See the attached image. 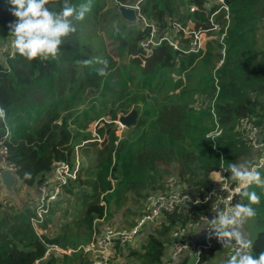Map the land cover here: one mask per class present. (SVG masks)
Listing matches in <instances>:
<instances>
[{"label": "trees", "instance_id": "16d2710c", "mask_svg": "<svg viewBox=\"0 0 264 264\" xmlns=\"http://www.w3.org/2000/svg\"><path fill=\"white\" fill-rule=\"evenodd\" d=\"M67 2L78 6L87 0ZM90 2L91 10L84 19L72 20L75 31L62 38L54 58L29 60L16 49L12 55L0 53V110L4 112L0 146L1 142L8 146L18 167L17 187L37 189L51 174L56 160L73 164L76 152L80 162L84 156L93 160L90 166L81 162L78 177L64 185L60 200L51 202L42 233L32 224L36 213L31 203L26 204L29 197L20 208L12 201H0V264H34L37 259L39 264H93V256L80 249L70 254L45 253L49 244L77 249L105 228L133 227L144 213L147 195L165 191L172 181L205 196L217 184L213 171L238 162L250 168L256 161L257 152L237 127L241 117L264 127V0H225L231 18L224 42L211 39L202 56L181 53L167 40L146 55L139 44L143 36L139 22L127 21L118 10L120 4L136 0ZM48 6L59 12L65 0H48ZM219 6L217 0L140 3L141 13L171 38L180 34L172 30L175 22L183 27L210 28V14ZM12 7L8 0H0V46L13 39L10 25L17 17ZM224 15L222 9L216 16L221 32L227 24ZM224 43L226 54L219 65ZM101 59L108 61L103 76L96 72L104 66L98 63ZM131 83L141 95L128 97ZM108 91L117 98L105 101ZM91 94L102 99L96 115L92 114L96 105L85 104ZM134 107L139 111L138 120L121 138L111 128L113 123L107 124L110 130L104 145L87 130L88 124L105 112L116 119ZM217 126L221 133L213 139L208 133ZM107 128H99L100 135L105 136ZM257 171L264 178V165ZM248 190L260 198L251 205L255 215L245 220L253 219L258 226L250 252L258 256L264 252V186L251 184ZM67 194L71 202L82 206L72 220L51 232L68 212L60 205ZM236 199L240 204L250 203L241 194ZM210 204H184L160 222H147L136 240L144 241L141 248L117 244L114 257L168 264L174 228L193 224ZM127 213L136 217L128 218ZM109 218L120 222L111 223ZM80 234L87 239L77 244L73 238ZM192 236L190 231L183 239ZM215 239V246L204 253L205 264H210L218 250L224 257L221 264L227 259L226 246Z\"/></svg>", "mask_w": 264, "mask_h": 264}, {"label": "built area", "instance_id": "2783aa9c", "mask_svg": "<svg viewBox=\"0 0 264 264\" xmlns=\"http://www.w3.org/2000/svg\"><path fill=\"white\" fill-rule=\"evenodd\" d=\"M141 1L142 0H136L135 3L126 5L136 8L140 29L143 32L139 44L143 47L146 55H150L154 48L165 40L169 41L170 44L175 49L180 50L181 53L187 54L195 52L200 53V56L205 53L208 41L211 39L219 38L220 42H224L231 18L230 8L228 4L225 3V0H217L220 6L210 14L212 24L210 28H194L193 26L183 27L180 23L175 22L172 25V30L174 32H180L175 38H171L167 31H163L158 24L148 20L147 17L141 13ZM195 9V6L191 7L192 11ZM222 9L225 10L224 18L227 20L223 32H221V23L216 18L217 14ZM182 38L187 41L184 42ZM7 45L9 46L7 51L12 55L15 48L12 47L9 42ZM221 54L223 55V59L219 61V65L223 63L226 54L225 43L221 49ZM238 126L240 127L242 136L247 139L252 145L255 153L257 152L258 154L255 156V163L250 166V169H255L257 171L258 168L264 165V127L257 124L249 117H241ZM220 133L221 130L217 126L214 131L208 133V136L215 139ZM8 135L9 132L7 131L6 136ZM80 163L78 154L73 164L67 160H56L51 174L39 184L37 188L38 195L29 201V204L31 203L36 213L32 216L31 221L38 233L45 231L41 227V224L45 220L51 202L61 197L65 184L78 177ZM4 169H9L16 175L18 185L20 181L18 167L15 162L11 160V153L8 146L4 142H1L0 173ZM213 172L220 173L221 177L216 180V186L205 196H200L197 192H189L186 189L171 184L165 191H156L147 195L144 204V213L133 227L105 228L100 234L94 236L87 243L81 244L77 249L64 248L59 244H49L45 255H48L51 251L70 254L72 251L80 249L93 256V264H115L114 254L116 245L118 244L120 247H125L136 242L140 231L147 222H160L167 213L174 212L176 208L184 204L197 205L210 202V207L199 214L196 222L174 228L173 237L175 240L170 247V264H205L203 259L204 253L215 246L216 243V236L213 234L214 230L211 229L207 221L217 215L215 209L226 212L234 208L235 205L239 203L236 198L244 190L239 181L233 178L231 179L228 176V172L224 166H222L220 170ZM0 185H3L1 179ZM221 185H226V187L222 188ZM244 226L245 223L242 225V231L244 230ZM190 231L193 233V236L188 240H184L183 236ZM247 238L249 239L248 236ZM236 247L238 246L235 244L226 246L227 250L224 256L226 258L230 257L234 254ZM247 251L250 253L251 248ZM39 262L40 259H37L34 264H39Z\"/></svg>", "mask_w": 264, "mask_h": 264}, {"label": "clouds", "instance_id": "9594fccd", "mask_svg": "<svg viewBox=\"0 0 264 264\" xmlns=\"http://www.w3.org/2000/svg\"><path fill=\"white\" fill-rule=\"evenodd\" d=\"M8 2L13 6L12 14L17 17L10 25V34L14 37L10 44L29 60L54 58L62 44V38L75 31L72 20H83L91 10L90 0L78 6H72L65 0V6L59 12L53 11L48 6V0H8ZM84 63L87 64L89 61L85 60ZM98 63L104 66L98 67L96 72L101 76L106 75L108 61L101 59ZM3 116L4 112L0 110V118ZM226 170L233 179L239 181L244 189L241 195L247 197L250 203H237L234 208L226 212L215 209L217 215L207 223L223 246L233 244L238 246L224 264H264V252L253 256L247 251L252 247V241L242 231L245 220L255 215V209L251 205L259 203L260 199L255 191L248 190V186L251 184L264 186V178L259 171L250 169L243 162L230 163ZM221 187L224 188L226 185Z\"/></svg>", "mask_w": 264, "mask_h": 264}, {"label": "rangeland", "instance_id": "374dc122", "mask_svg": "<svg viewBox=\"0 0 264 264\" xmlns=\"http://www.w3.org/2000/svg\"><path fill=\"white\" fill-rule=\"evenodd\" d=\"M11 38H14L13 36L11 37ZM207 40V39H206ZM7 43H8V41H5V42H3V44L0 46V53L1 54H3L4 52H6L8 49H9V46L7 45ZM11 53H12V51H11ZM140 91H137V89H135L134 88V85L131 83V85H130V90L129 91H127V95H128V97H130V96H132L133 94H138V95H141L140 93H139ZM146 92V91H145ZM149 97H151V96H153L152 94H149L148 95ZM148 97V98H149ZM96 98V99H95ZM115 98H117L115 95H113V92L112 91H108L107 92V94L105 95V101L106 100H112V99H115ZM96 100V101H95ZM101 100L102 99H100L99 101H98V99H97V97H96V94H91L89 97L87 96V100H86V106L88 105L89 107H91V105L93 106V105H96V108L94 109V110H92V114L93 115H96V114H98V111H99V107H100V104H101ZM152 102V101H151ZM84 104V105H85ZM139 104H140V106H143L144 105V102L143 101H139ZM108 107H110V105L108 104ZM134 108H137V107H134ZM69 115H70V113H68ZM121 114H123V113H119V115H118V117L121 115ZM118 117L116 118V119H112L113 118V116H112V113H110V112H105L104 114H101L100 115V117L98 118V119H93L89 124H88V128H87V130L88 131H90L91 133H92V135L93 136H95V137H97V140L98 141H100V145L102 144V142H103V140L105 139V137H108V133H107V130L109 129V128H107L108 127V125L107 124H110V123H113L114 125L111 127V128H115V134L117 135V136H119L120 138L121 137H123L127 132H128V130H129V128L131 127H126V126H123V125H121L119 122H118ZM99 128H101V129H105V128H107V130H106V134H105V136H103V135H100V133H99ZM237 129L238 130H240V127L238 126L237 127ZM110 130V129H109ZM76 150H78V147L76 148ZM77 154H78V152H76ZM77 154H76V156H77ZM79 155V154H78ZM79 159H81V158H79ZM83 162H84V165L85 166H90L91 165V163L93 162V160H91L90 161V159H87L85 156L83 157ZM81 162H82V160H81ZM82 162V163H83ZM81 164V163H80ZM217 174V175H216ZM212 177H213V179L216 181V180H218V179H220V177H221V174L219 173V175H218V173L217 172H212ZM171 184H173V185H176L177 187H179V188H182V189H186V190H188L189 192H192L191 191V189H190V187L189 186H186V185H183V184H178V183H174V181H172V182H170V184H169V186L171 185ZM16 189V195L18 196V198L19 199H21V202H20V200H19V202L18 203H15L16 204V206L17 207H24V205H23V199L24 198H22V194L23 193H25V192H27V191H29L30 189H32V187L30 188V187H28V186H24L23 188H21V187H16L15 188ZM17 189H19V191H17ZM5 194V195H3V194ZM193 193H195V191L193 192ZM0 201H2V202H4L5 204L7 203V202H14L13 201V198H12V196L9 194L8 195V193H7V191L5 190V188L3 187V185H0ZM61 196H63V193H62V195ZM65 196H67V197H65ZM64 196V198H63V201L62 202H60V205H61V208H63L64 210H66V211H68L65 215H63V211L61 210V212L59 211V214L58 215H63V216H61V220L59 221V222H57V224H56V226H52V228H51V232H53V231H55L56 230V228L60 225V224H62L63 222H67V221H70V220H72L74 217H75V215L78 213V210H80V208H81V206L82 205H80V204H78V203H75L74 202V200L71 202V198L69 197V195L67 194V195H65ZM68 198H70V199H68ZM60 200V199H59ZM76 201V200H75ZM77 209H76V208ZM126 216L128 217V218H135L136 216H134V214H132V213H127L126 214ZM134 216V217H133ZM109 219H111V220H113V221H110L111 223H116V222H120V221H118V220H116V219H114V218H109ZM107 221V220H106ZM106 221H103V222H101L102 224L103 223H105ZM245 223V233L247 234V236L249 235V239L251 240V241H253L254 240V238H255V235H256V232H257V228H258V226H257V224H256V222H254V220L253 219H248L246 222H244ZM86 239H87V236L86 235H84V234H80L79 236H77V237H75V238H73V240H75L76 242H77V244H80V243H83L84 241H86ZM143 242L144 241H142V239H140V240H138V241H136V243H134V244H132V246H130L131 247V249L133 248H136V249H140L141 248V246H142V244H143ZM127 249V248H126ZM168 257L170 256V254H171V251H170V248H169V250H168ZM223 258L224 257H222L221 256V254H220V251L218 250L217 252H216V255L213 257H211V259H210V264H221V262L223 261ZM115 264H144L141 260H139L138 258H136V257H132V256H121V257H117V258H115ZM168 264H170V262L168 263Z\"/></svg>", "mask_w": 264, "mask_h": 264}, {"label": "water", "instance_id": "95a60500", "mask_svg": "<svg viewBox=\"0 0 264 264\" xmlns=\"http://www.w3.org/2000/svg\"><path fill=\"white\" fill-rule=\"evenodd\" d=\"M118 10L121 13V16L127 21L132 23L138 22V15L136 8L132 6H128L126 4H120ZM138 116H139L138 109L133 108L128 113L121 114L118 117V122L123 126L130 127L136 124L138 120ZM107 133H109V129L107 130ZM107 141L108 138L105 137V139L102 142V145H104ZM0 179L7 193L13 197H17L16 189H15L17 186L16 175L11 170L4 169L0 173Z\"/></svg>", "mask_w": 264, "mask_h": 264}, {"label": "crops", "instance_id": "0c3cea01", "mask_svg": "<svg viewBox=\"0 0 264 264\" xmlns=\"http://www.w3.org/2000/svg\"><path fill=\"white\" fill-rule=\"evenodd\" d=\"M3 194V193H2ZM1 195V194H0ZM3 195H5V194H3ZM9 195V194H8ZM38 195V189H30L29 191H27V192H25V193H23L22 194V198H25V199H27L28 197L30 198V200H32L33 199V197L35 198L36 196ZM12 198H13V201H14V203H18L19 202V200H20V202H21V199H19L18 198V196L17 197H13L12 196ZM23 201V200H22ZM29 202V199L26 201V204ZM25 202H23V204H24ZM245 231V226H244V230H243V232ZM245 233V232H244ZM246 234V233H245ZM246 236H247V234H246ZM248 237H249V235H248ZM134 243H136V242H134ZM133 243V244H134Z\"/></svg>", "mask_w": 264, "mask_h": 264}, {"label": "bare ground", "instance_id": "6f19581e", "mask_svg": "<svg viewBox=\"0 0 264 264\" xmlns=\"http://www.w3.org/2000/svg\"><path fill=\"white\" fill-rule=\"evenodd\" d=\"M217 175V174H216ZM218 175H219V173H218Z\"/></svg>", "mask_w": 264, "mask_h": 264}]
</instances>
